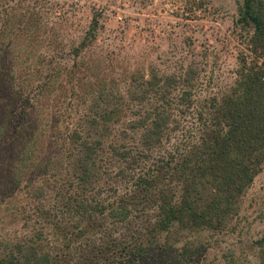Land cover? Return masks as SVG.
Listing matches in <instances>:
<instances>
[{
    "label": "trees",
    "instance_id": "obj_1",
    "mask_svg": "<svg viewBox=\"0 0 264 264\" xmlns=\"http://www.w3.org/2000/svg\"><path fill=\"white\" fill-rule=\"evenodd\" d=\"M27 9L7 8L19 19L11 26L5 21L0 29V167L14 187L22 186V173L33 174L44 164H35L46 157L37 152L44 148H39L35 114L56 93L59 68H70L77 78L74 96L85 85L82 68H72L84 64V50L93 39L87 34L72 47V64H51L50 53L34 50L38 22L31 21L32 11L26 16ZM239 15V25L252 31L250 50L259 55L239 58L226 89L197 103V68L152 67L148 77L135 72L123 87L96 84L93 107L81 112L75 127L70 118L62 119L63 144L70 145L65 148L76 156L75 164L50 196L54 202H39L35 210L67 248L107 220L105 244L88 238L73 261L52 241L44 243L40 228L37 240L24 237L7 253L0 251V264H192L198 247L189 249L186 231L228 227L264 167V67L258 59L264 56V0H243ZM97 25L95 18L91 29ZM45 160L49 173L53 160ZM105 192L107 200L95 197ZM118 224L124 229L116 236L112 229Z\"/></svg>",
    "mask_w": 264,
    "mask_h": 264
},
{
    "label": "rangeland",
    "instance_id": "obj_2",
    "mask_svg": "<svg viewBox=\"0 0 264 264\" xmlns=\"http://www.w3.org/2000/svg\"><path fill=\"white\" fill-rule=\"evenodd\" d=\"M242 3L243 0H0V29L5 21L9 20L11 26L19 19L18 13L8 14L7 8L10 12L13 6H25L26 16L33 12L31 21L38 22L39 35L34 50L46 56L50 53L52 57L47 59L51 64H72L73 58L68 57L73 53L72 47L79 45L87 34L93 37H89L92 42L84 50V64L80 62L79 68H72L75 71L82 68L85 87L71 96V86L78 84L77 78L70 75V68L58 64V73L63 69L57 78L59 87L45 101L44 111L38 109L35 114L41 129L39 148H44L37 152L46 156L35 164H45V159L51 156L49 173L44 171V164H38L33 174L22 173L26 177L21 187H14L9 185L7 176L2 177L3 166L0 167L1 252L7 253L21 238L37 240L35 234L40 228L47 236L43 242L52 241L53 248L57 246L60 254L73 261L78 260L84 244L88 245V238L91 244H105L106 225H110L107 220L100 227L91 228L84 240H80L75 230L74 238L78 240L67 248L60 233L39 218L35 210L39 202L48 206L54 202L50 196L61 181L69 178V170L75 164L76 156L66 149L70 145L63 144L67 137L62 121L70 118L71 128L75 127L81 112L92 109L95 96L91 92L96 84L123 87L135 72L148 77L152 67L168 71L189 65L197 68V103L226 89L234 82L239 58L249 60L259 55L250 50L251 28L238 23ZM95 18L98 25L91 29ZM258 59L264 67V56ZM57 132L60 135L54 140ZM108 194L95 197L107 200ZM239 205V213L222 231H186L189 249L198 247L192 264H264V167L240 198ZM119 225L112 229L116 236L124 229V225Z\"/></svg>",
    "mask_w": 264,
    "mask_h": 264
}]
</instances>
